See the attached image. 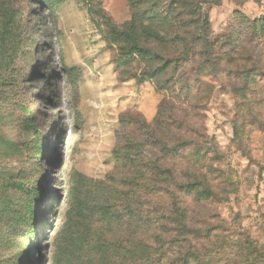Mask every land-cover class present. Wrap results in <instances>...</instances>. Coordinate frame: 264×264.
Instances as JSON below:
<instances>
[{"label": "rangeland", "instance_id": "rangeland-1", "mask_svg": "<svg viewBox=\"0 0 264 264\" xmlns=\"http://www.w3.org/2000/svg\"><path fill=\"white\" fill-rule=\"evenodd\" d=\"M193 1L0 0V264H264V0Z\"/></svg>", "mask_w": 264, "mask_h": 264}, {"label": "trees", "instance_id": "trees-1", "mask_svg": "<svg viewBox=\"0 0 264 264\" xmlns=\"http://www.w3.org/2000/svg\"><path fill=\"white\" fill-rule=\"evenodd\" d=\"M179 2L183 3L184 8L186 9L184 14L187 11L186 15H194L193 11L191 10V3L194 2L193 0H179ZM3 6V21L7 22V25H9L13 22V19L8 15L10 10L8 3L4 4ZM152 15L154 14L152 13ZM181 15L182 13L179 14V16ZM150 18L153 17L148 15V23L150 26H157L156 22L151 21L152 19ZM192 23L193 17L190 20L184 19L181 25L188 27L191 26ZM132 38L135 41V46L138 48V41L135 33L132 34ZM183 41H185V45L187 44V46H190L192 42L189 41V39L186 40V38H183ZM137 50L139 52L141 50L144 53L142 49H136V51ZM136 51L135 53H137ZM143 53H140V55L142 56ZM152 58L159 62L158 68L161 67L162 70H167L173 61V59H163L162 56L158 54H155V56H152ZM156 71H154V74H156ZM16 147L17 145L6 135V132L0 130V247L3 245L7 247L14 246V239L11 236V231L13 230V232H16L18 225L23 227L22 235L20 236L22 238H25L28 229L30 228L29 213L32 210L31 198L33 192L26 185L27 181L18 177V175L11 169L14 162ZM13 192H21L23 196L27 195L28 203L23 204L21 208L16 209L11 199V193Z\"/></svg>", "mask_w": 264, "mask_h": 264}]
</instances>
